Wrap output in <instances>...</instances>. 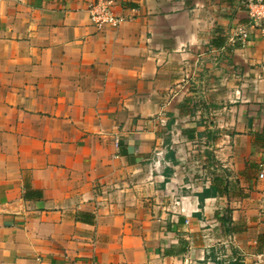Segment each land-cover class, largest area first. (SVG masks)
<instances>
[{
    "label": "crops",
    "instance_id": "1",
    "mask_svg": "<svg viewBox=\"0 0 264 264\" xmlns=\"http://www.w3.org/2000/svg\"><path fill=\"white\" fill-rule=\"evenodd\" d=\"M0 0V264H249L264 248V41L244 0ZM263 177H260V175Z\"/></svg>",
    "mask_w": 264,
    "mask_h": 264
},
{
    "label": "built area",
    "instance_id": "2",
    "mask_svg": "<svg viewBox=\"0 0 264 264\" xmlns=\"http://www.w3.org/2000/svg\"><path fill=\"white\" fill-rule=\"evenodd\" d=\"M244 2L248 21L246 24H238L234 27L231 41L245 44L253 33L259 34L264 41V0H244ZM86 11L90 22L97 28H116L125 21L122 16L115 13L110 1L93 0L88 4ZM260 177L263 175L261 174ZM262 213L264 214V207ZM249 264H264V248L252 257Z\"/></svg>",
    "mask_w": 264,
    "mask_h": 264
}]
</instances>
